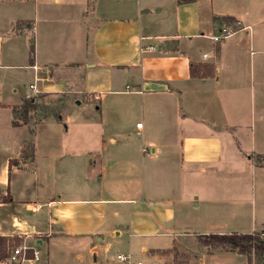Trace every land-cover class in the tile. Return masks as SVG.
Segmentation results:
<instances>
[{
	"label": "crops",
	"instance_id": "obj_1",
	"mask_svg": "<svg viewBox=\"0 0 264 264\" xmlns=\"http://www.w3.org/2000/svg\"><path fill=\"white\" fill-rule=\"evenodd\" d=\"M65 93L56 119L22 108ZM0 146V236L34 246L29 264L264 233V0H0ZM211 251L198 264H249Z\"/></svg>",
	"mask_w": 264,
	"mask_h": 264
},
{
	"label": "rangeland",
	"instance_id": "obj_2",
	"mask_svg": "<svg viewBox=\"0 0 264 264\" xmlns=\"http://www.w3.org/2000/svg\"><path fill=\"white\" fill-rule=\"evenodd\" d=\"M27 83V82H26ZM66 93L65 95H52V94H41L38 95V97L34 98L37 99V102L30 103V107L32 109H35V115L34 118L36 120L40 119H47V118H52L56 119L59 113H62L63 111V106L65 103L66 98ZM69 95V94H68ZM74 96V95H73ZM72 96V97H73ZM69 100L72 101V98H69ZM19 112V111H18ZM136 116V117H135ZM31 117H33L31 115ZM28 119L26 116L24 118V115L21 114V112L18 113L17 115V120H25ZM123 121L125 120L124 117H122ZM129 120L132 121V123H135L136 121L140 120L138 119V115H135L133 113H128L127 114V121ZM141 123V122H140ZM27 150V149H26ZM5 150L3 147L0 146V162L2 161L3 157L5 156ZM27 152L24 150V156L27 155ZM246 229L244 228L242 231H245ZM231 233H236V232H231ZM245 233V232H244ZM240 234V233H238ZM197 238V237H196ZM198 239V238H197ZM264 242V238L262 239ZM190 242V243H189ZM188 244H185L184 249L181 251L180 248L178 250H170V251H165V252H160L158 253V257L154 260V264H198L199 257L201 254H204L206 252H212L211 250L218 251V250H224V249H229L228 247H217V246H211L208 244L203 243L202 241H198L196 243H192V241H189ZM247 257L249 264H264V255H258L254 253L253 251L250 252L249 254H245ZM195 259H194V258ZM216 258V257H214ZM209 258L205 260V263L210 262ZM147 264H150L149 262H146ZM145 263V264H146ZM212 264H219L217 263L216 259L211 262ZM41 264H44V260L42 261ZM105 264H115L113 260L110 259H105ZM222 264H230L227 262H223ZM235 264V262H233Z\"/></svg>",
	"mask_w": 264,
	"mask_h": 264
},
{
	"label": "built area",
	"instance_id": "obj_3",
	"mask_svg": "<svg viewBox=\"0 0 264 264\" xmlns=\"http://www.w3.org/2000/svg\"><path fill=\"white\" fill-rule=\"evenodd\" d=\"M247 29V27H244L240 21L236 20L231 24H225L222 26L216 33L207 35L206 37L213 43H218L223 39H227L236 33ZM202 36H204L202 34ZM34 72H37L40 68L33 65L31 67ZM40 79L35 75L34 76V82L28 85V92L30 96H35L39 94L42 89L38 88L37 82H39ZM88 98L92 100H99L101 98L100 93L95 94H89ZM137 128L141 127V123L136 124ZM260 238H264V233H259ZM39 260V252L36 250L34 246H29L25 243H21L16 248H11L8 252V256L0 261V264H29L32 261ZM116 261L118 264H142L141 262H138L134 260L130 255L128 254H118L116 256Z\"/></svg>",
	"mask_w": 264,
	"mask_h": 264
},
{
	"label": "trees",
	"instance_id": "obj_4",
	"mask_svg": "<svg viewBox=\"0 0 264 264\" xmlns=\"http://www.w3.org/2000/svg\"><path fill=\"white\" fill-rule=\"evenodd\" d=\"M178 3L189 2L192 0H177ZM32 53V49L30 50ZM32 64V61L30 62ZM190 74L193 76L194 68L190 67ZM31 103V99H27L22 108L27 109ZM15 125V123H14ZM198 240L205 244L217 247H228L230 250L237 252L238 254H249L254 252L258 255H264V242L260 238L259 233L253 232L250 234H207L197 235ZM22 243V239L17 237H4L0 236V261L4 260L8 256V252L11 248H16Z\"/></svg>",
	"mask_w": 264,
	"mask_h": 264
}]
</instances>
